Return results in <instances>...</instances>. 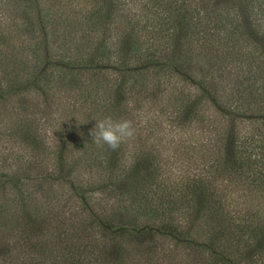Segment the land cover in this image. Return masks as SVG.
<instances>
[{
	"label": "trees",
	"instance_id": "obj_1",
	"mask_svg": "<svg viewBox=\"0 0 264 264\" xmlns=\"http://www.w3.org/2000/svg\"><path fill=\"white\" fill-rule=\"evenodd\" d=\"M0 264H264V0H0Z\"/></svg>",
	"mask_w": 264,
	"mask_h": 264
},
{
	"label": "clouds",
	"instance_id": "obj_2",
	"mask_svg": "<svg viewBox=\"0 0 264 264\" xmlns=\"http://www.w3.org/2000/svg\"><path fill=\"white\" fill-rule=\"evenodd\" d=\"M133 122L128 119H113L104 117L96 119L89 135L93 143L98 147L107 145L113 151L119 149L120 145L132 139L135 135Z\"/></svg>",
	"mask_w": 264,
	"mask_h": 264
},
{
	"label": "rangeland",
	"instance_id": "obj_3",
	"mask_svg": "<svg viewBox=\"0 0 264 264\" xmlns=\"http://www.w3.org/2000/svg\"><path fill=\"white\" fill-rule=\"evenodd\" d=\"M99 36V35H98ZM60 42H55L53 44V48L60 49V48H72L70 46H61ZM220 50H222L223 48H219ZM189 60V59H188ZM191 60V61H190ZM189 61H183V59L181 60V62H183L185 64V66L187 67L188 72L194 74V75H198L200 73L198 72H206V69L209 66V60L206 57H202V56H193L192 59H190ZM62 71V70H61ZM63 72V71H62ZM62 72H57L55 73V79L56 80H60V78H62V75L60 76V74H62ZM64 74V73H63ZM181 81H183V79H180ZM178 80V85H182V82ZM184 84L186 85V88H184L186 90V92H189L190 95L192 96L195 92H194V87H190V83L188 81H185ZM77 93L75 95H73L72 97V91L71 93L69 92L68 96H69V100L70 102H72V100L74 98H77V101L80 103V91H76ZM60 93V92H59ZM65 96V97H64ZM66 96L67 94H62L60 93V97L61 99H63V105L59 108L60 109V113L63 111L64 109V105H66L67 103H69L68 99L66 101ZM164 142H166V140H164Z\"/></svg>",
	"mask_w": 264,
	"mask_h": 264
}]
</instances>
